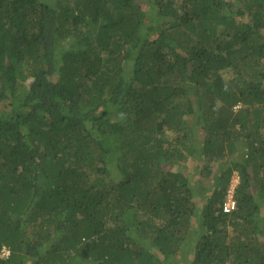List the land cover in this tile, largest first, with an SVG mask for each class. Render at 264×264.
<instances>
[{"label": "trees", "instance_id": "obj_1", "mask_svg": "<svg viewBox=\"0 0 264 264\" xmlns=\"http://www.w3.org/2000/svg\"><path fill=\"white\" fill-rule=\"evenodd\" d=\"M144 2L0 0V264H264V0Z\"/></svg>", "mask_w": 264, "mask_h": 264}, {"label": "rangeland", "instance_id": "obj_2", "mask_svg": "<svg viewBox=\"0 0 264 264\" xmlns=\"http://www.w3.org/2000/svg\"><path fill=\"white\" fill-rule=\"evenodd\" d=\"M142 2H143V4L145 5V2H144V0H142ZM241 106L240 105H238L236 108L238 109V108H240ZM195 162V161H194ZM199 164H202V162L201 163H199ZM195 165H196V163H195ZM180 169H182L186 174H189V173H192L193 174V168H192V161H191V158H188V160L187 161H185V162H181L180 163ZM199 176L198 175H196V174H194V176H193V179L195 180V179H197ZM213 182V180H212V178H208V181L204 178V184L205 185H208V184H210V183H212ZM238 182H239V175H238V172H235L234 173V175H233V177H232V180H231V188L230 189H234L235 188V186L238 184ZM199 186H202L201 188H203V185H201V184H199ZM200 188V190H202ZM208 188V187H207ZM207 188H204V190H202L201 191V199H203L204 197V195H206V192H207ZM235 190V189H234ZM207 196V195H206ZM228 197H229V194H228ZM186 261H188V252H186L185 253V256H181V255H179L178 257H177V262L176 263H181V264H186Z\"/></svg>", "mask_w": 264, "mask_h": 264}, {"label": "built area", "instance_id": "obj_3", "mask_svg": "<svg viewBox=\"0 0 264 264\" xmlns=\"http://www.w3.org/2000/svg\"><path fill=\"white\" fill-rule=\"evenodd\" d=\"M235 200H234V189L229 190V197L227 202L225 203V211H229L235 207Z\"/></svg>", "mask_w": 264, "mask_h": 264}, {"label": "clouds", "instance_id": "obj_4", "mask_svg": "<svg viewBox=\"0 0 264 264\" xmlns=\"http://www.w3.org/2000/svg\"><path fill=\"white\" fill-rule=\"evenodd\" d=\"M236 186H237V185H236ZM236 186H235V188H236ZM230 188H231V186H230ZM230 188H228V189L230 190ZM235 188H234V189H235ZM234 192H235V190H234ZM228 194H229V191H228ZM227 199H228V196H227ZM234 200H235V199H234ZM226 202H227V201H226ZM226 202H225V203H226ZM225 203H224V210H225ZM235 207H236V204H235ZM235 207H234L233 209H231V210H234ZM229 211H230V210H229ZM7 253H8V252H7L6 248H3V249H2L1 256L4 257Z\"/></svg>", "mask_w": 264, "mask_h": 264}]
</instances>
